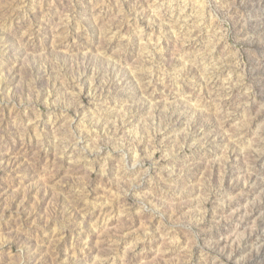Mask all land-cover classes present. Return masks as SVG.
Segmentation results:
<instances>
[{"label": "rangeland", "instance_id": "rangeland-1", "mask_svg": "<svg viewBox=\"0 0 264 264\" xmlns=\"http://www.w3.org/2000/svg\"><path fill=\"white\" fill-rule=\"evenodd\" d=\"M0 264H264V0H0Z\"/></svg>", "mask_w": 264, "mask_h": 264}]
</instances>
